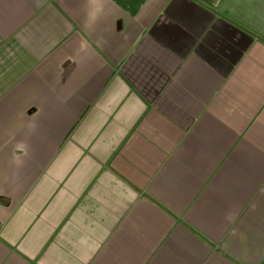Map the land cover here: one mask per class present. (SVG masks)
<instances>
[{
    "label": "crops",
    "instance_id": "0c3cea01",
    "mask_svg": "<svg viewBox=\"0 0 264 264\" xmlns=\"http://www.w3.org/2000/svg\"><path fill=\"white\" fill-rule=\"evenodd\" d=\"M0 264H264V0H0Z\"/></svg>",
    "mask_w": 264,
    "mask_h": 264
}]
</instances>
